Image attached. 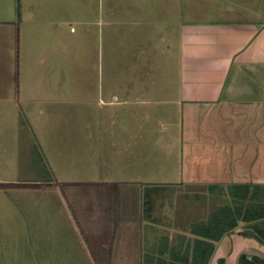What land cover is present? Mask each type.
Masks as SVG:
<instances>
[{
    "label": "crops",
    "instance_id": "0c3cea01",
    "mask_svg": "<svg viewBox=\"0 0 264 264\" xmlns=\"http://www.w3.org/2000/svg\"><path fill=\"white\" fill-rule=\"evenodd\" d=\"M45 1L47 7L25 0L24 26L16 17L22 2L0 0V156L16 151L19 134L27 135L26 147L33 146L25 121L12 115L20 100L33 99L36 79L57 80L54 89L45 83L42 103L52 90L53 101L65 92V72L29 70L45 63L38 50L26 55V70H20L19 53L31 43L21 39L22 32L62 22L55 13L53 19L42 13H60L65 0ZM131 1L123 0L124 14L139 13L151 41L173 39L177 30L180 69L126 74L127 80L143 81H130L123 99L111 90L103 102L131 103L134 109L108 110L109 118L97 122V129L92 124L86 136L60 130L54 141L44 136L50 172L43 179H0L6 184L0 185V264L188 259L196 237L192 228L215 213L219 220L231 209L236 213L241 203L250 207V219L241 213L237 226L216 241L208 264L227 256L222 247L229 241L236 264L242 253L264 258V243L257 239L264 234L253 226L264 222V0ZM115 7L113 2L112 16ZM180 14L186 20L179 29ZM69 144L78 155L68 175L66 161H58ZM109 187L120 193L112 201Z\"/></svg>",
    "mask_w": 264,
    "mask_h": 264
},
{
    "label": "rangeland",
    "instance_id": "374dc122",
    "mask_svg": "<svg viewBox=\"0 0 264 264\" xmlns=\"http://www.w3.org/2000/svg\"><path fill=\"white\" fill-rule=\"evenodd\" d=\"M20 1L22 9L20 8L16 17L18 22L26 26V11H24L26 2L25 0ZM39 1L44 4L41 6L47 7V1ZM113 2H116L114 16L111 11ZM137 2L139 4V0H136L132 6L137 5ZM131 11L127 10L124 14L123 0H65V10L61 8V14L54 10L50 13H42L44 17L51 14V19L56 14V19H60L61 23L58 25H54L51 21L48 25L38 23L34 30L22 32L21 39L31 40V43L29 47L22 49L23 54L19 53L20 70H26L25 62L30 59L26 58V55H33L38 50L39 54L43 55L45 63L37 64L29 70L43 73L57 70L65 72L66 78L60 82L65 92H61L60 100L53 101L55 94L52 90L50 100L42 103L46 94L43 89L45 83L47 82L49 87L51 84V88L54 89L57 80L36 79V83L40 84L36 85V94L33 99L20 100L18 113L12 117L16 120L19 114V119L25 121L29 139H33V146L26 147L27 140L23 137L27 138V135L19 134L17 137L20 136V140L16 139L12 146L16 148V151L4 150L0 156V179L12 181L43 179L47 172H50L46 153L43 151L42 138L44 136H52L50 141H54L58 136H62H53L59 130L61 134L68 133L66 134L68 137L86 136L92 124L97 129V122L103 125L102 122L109 118L108 110L120 113L124 108L125 112L134 109L131 103L118 105V102L116 105V103L103 102L109 100L112 95L111 90L123 99L128 95L124 90L130 81H143L127 80L124 78L126 74L179 71L178 42H176L179 40V33L177 30L172 33L173 39L170 36H164L163 39L158 40L157 36L151 41L148 36H145V30H143L145 20L139 13L129 16L133 14ZM112 17L114 18L113 24L111 23ZM193 17L203 19L202 15ZM182 20H186V16L180 14L179 29ZM40 46L41 51L38 49ZM58 56L61 58L60 67ZM134 111L135 113L138 111L137 105ZM128 118H135V115L128 116ZM9 136H5V140H8ZM68 137L64 136L65 139ZM76 155L78 152L74 144H69L62 151V160L58 162L61 164L66 161V174L68 175L74 168ZM6 167H11V170H7ZM101 190L97 192L101 193ZM108 190L112 201L119 192L114 187H109ZM67 193L72 192L68 190ZM89 193H92L91 190ZM199 208L202 209V206ZM174 241L177 240L173 239ZM233 245H235L233 241L227 242L226 246L223 244L222 248L226 250L224 254L227 256L221 258L225 260V264H236V256H230Z\"/></svg>",
    "mask_w": 264,
    "mask_h": 264
},
{
    "label": "trees",
    "instance_id": "16d2710c",
    "mask_svg": "<svg viewBox=\"0 0 264 264\" xmlns=\"http://www.w3.org/2000/svg\"><path fill=\"white\" fill-rule=\"evenodd\" d=\"M0 185H6L4 183H0ZM250 211V207L247 206L243 209V205L238 207L237 212L235 213L234 209H231L227 212L225 218L219 220L218 213H215L212 218L208 220L207 223L199 222L197 223L192 230L196 234L193 244V250L189 252V257L186 259L180 258L177 260L175 258L166 261L165 259H160L157 264H208L210 259L213 256L216 241L221 239L224 234L228 233L232 229H234L238 224L239 216L242 212L241 218L250 219L248 214ZM261 217V216H259ZM254 228L259 230V233L264 234V222L259 224H253ZM260 242L264 243V237L257 238ZM218 264H225V260L220 258L218 260ZM237 264H264V258L260 256H249L246 253H242L238 256Z\"/></svg>",
    "mask_w": 264,
    "mask_h": 264
}]
</instances>
